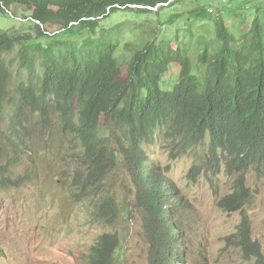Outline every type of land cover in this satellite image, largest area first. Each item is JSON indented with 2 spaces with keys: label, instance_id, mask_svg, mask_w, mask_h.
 Here are the masks:
<instances>
[{
  "label": "trees",
  "instance_id": "obj_1",
  "mask_svg": "<svg viewBox=\"0 0 264 264\" xmlns=\"http://www.w3.org/2000/svg\"><path fill=\"white\" fill-rule=\"evenodd\" d=\"M182 1L0 0V13L9 16L12 12L14 20L12 6L23 7L28 12L25 22L31 21L37 39L45 40L35 41L29 32H12L0 25V136H7L8 148L14 149H7L10 155L4 160L0 148V189L13 183L11 165L18 163L21 155H28L31 130L45 131L57 115L60 132L81 145L78 158L88 179L100 178L121 155L139 188L151 264H177V259L184 261L185 256L183 230L174 216L169 217L177 214L182 200L144 148L157 130L172 133L183 149H192L209 138L211 156L221 153L239 170L250 165L264 171V0L253 5L255 15L245 29L247 15L223 3L213 19V37L203 35L198 40L202 49L196 60L186 44L159 39L158 31L143 30L140 40L123 43L124 33L137 26L105 22L115 12L158 14ZM233 1L237 0L227 2ZM211 8L199 4L190 15L207 19ZM226 10L241 17L237 27L225 20L222 12ZM51 25L63 30L50 31ZM17 45L19 66L13 82L6 54ZM122 45L131 53L126 78L117 57ZM172 66L180 70L173 87L167 89L162 79ZM10 105L14 113L4 129ZM238 182L236 190L222 198V207L243 210L250 200L245 174H240ZM97 209L100 220L116 216L111 198H104ZM239 229L244 254L264 264L247 215ZM119 242L117 232L99 235L88 264H114Z\"/></svg>",
  "mask_w": 264,
  "mask_h": 264
},
{
  "label": "rangeland",
  "instance_id": "obj_2",
  "mask_svg": "<svg viewBox=\"0 0 264 264\" xmlns=\"http://www.w3.org/2000/svg\"><path fill=\"white\" fill-rule=\"evenodd\" d=\"M227 1L184 0L161 9L158 14L115 12L105 22L111 26L120 22L137 26L124 33L123 43L140 40L145 35L143 30L158 31L159 39L170 38L186 44L196 60L202 49L198 40L203 35L213 37V19L223 3L247 15L243 29L250 25L255 15L252 7L258 1ZM199 4L212 7L207 19L191 17L190 11ZM12 9L16 20L11 18L12 12L9 16L0 13V25L12 32H29L35 41L44 42V38L37 39L33 23L25 22L28 12L18 5ZM230 13L226 10L222 15L235 28L241 17ZM48 29L55 33L63 30L55 25ZM18 49L19 45L6 54L13 82L18 75ZM130 56L124 45L117 51L124 78ZM37 63L41 73L40 59ZM179 70L172 66L163 76L164 88L173 87ZM13 113L10 105L5 113L4 129ZM101 121L104 125L103 117ZM57 122V115H53V124L45 131L31 130L32 139L27 137L31 146L28 155H21L19 162L11 165L13 183L0 189V264H88L91 248L104 232L119 235L114 264H151L146 221L138 203L139 188L125 169L121 155L100 178L88 179L87 169L78 158L80 143L63 135ZM8 140L7 136H0L4 160L10 155L7 149L14 150L8 148ZM144 148L158 172L172 182V190L182 200L177 214L169 215L174 216L183 230L180 234L185 256L184 261L177 259V264H257L254 256L247 257L242 250L239 227L247 215L252 239L260 243L264 254V171L250 165L239 170L223 154L211 156L209 138L192 149H183L173 134L163 128L156 131ZM241 173L245 174V186L252 194L250 200L244 203L243 210L222 207V198L236 190ZM104 198L114 202L116 216L100 220L96 212Z\"/></svg>",
  "mask_w": 264,
  "mask_h": 264
},
{
  "label": "built area",
  "instance_id": "obj_3",
  "mask_svg": "<svg viewBox=\"0 0 264 264\" xmlns=\"http://www.w3.org/2000/svg\"><path fill=\"white\" fill-rule=\"evenodd\" d=\"M209 10H212V8H211V9H209Z\"/></svg>",
  "mask_w": 264,
  "mask_h": 264
}]
</instances>
